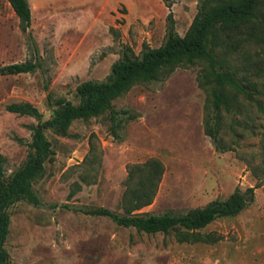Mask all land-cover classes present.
<instances>
[{
  "label": "rangeland",
  "instance_id": "obj_1",
  "mask_svg": "<svg viewBox=\"0 0 264 264\" xmlns=\"http://www.w3.org/2000/svg\"><path fill=\"white\" fill-rule=\"evenodd\" d=\"M199 1L33 0L30 40L8 1L0 0V66L38 64L33 72L0 74L5 176L26 161L37 124L30 115L8 111V104L29 102L43 120L52 113L49 92L76 104L77 84L105 79L124 47L139 54L143 43H163L166 3L183 35ZM258 19L264 21V0ZM217 55L260 93L246 98L226 87L231 110L215 111L206 63L194 59L115 98L114 122L106 112L75 119L67 136L45 131L53 159L33 184L40 204L17 201L7 209L9 264H264V46L243 31ZM215 121L217 140L207 132ZM149 158L162 163L163 173L152 203L140 212L184 213L249 187L253 200L238 214L191 231L147 233L83 211L122 213L127 170Z\"/></svg>",
  "mask_w": 264,
  "mask_h": 264
},
{
  "label": "trees",
  "instance_id": "obj_2",
  "mask_svg": "<svg viewBox=\"0 0 264 264\" xmlns=\"http://www.w3.org/2000/svg\"><path fill=\"white\" fill-rule=\"evenodd\" d=\"M19 18V25L32 40L31 6L28 0H7ZM260 0H200L197 12L188 29L179 35L174 28L171 4L167 15V32L163 43L151 47L142 44L139 54L131 47L123 48L121 55L112 63L110 72L103 80H85L75 87L78 102L49 92L47 106L51 116L42 119L41 112L29 102L11 103L6 106L10 112L30 115L37 119L33 127L31 152L24 164L11 176H5L3 158L0 155V264H9L8 253L4 247L7 238L10 217L8 207L17 201H26L32 205L40 204V197L33 187L44 174L45 163L53 159V148L45 131L69 135V126L75 119H88L108 113L112 122L115 112L112 101L124 94L131 86L152 80L160 73L170 71L175 65L200 59L206 63L207 76L213 82L212 104L215 111L224 108L231 110V97L226 87L235 89L246 98L260 93L259 89L243 84L235 73L224 65L217 55L220 46H226L233 35L246 31L264 46V21L258 19ZM256 29L259 31L257 32ZM38 68L34 60H25L0 66V74H20L33 72ZM216 121L207 125V132L217 140ZM117 123L112 125L113 132ZM163 173V165L156 158L130 165L127 170L126 188L122 195V213L108 208L83 210L86 214L101 215L110 218L116 224L134 227L147 233L167 232L170 229L196 230L205 227L220 217L234 216L242 211L252 200L254 187L245 191L234 190L225 199H214L202 207H195L184 213L140 212L152 203Z\"/></svg>",
  "mask_w": 264,
  "mask_h": 264
},
{
  "label": "crops",
  "instance_id": "obj_3",
  "mask_svg": "<svg viewBox=\"0 0 264 264\" xmlns=\"http://www.w3.org/2000/svg\"><path fill=\"white\" fill-rule=\"evenodd\" d=\"M28 1H29V3H30V6H31V11H33L34 8H33V6L31 5V1L33 2V0H28Z\"/></svg>",
  "mask_w": 264,
  "mask_h": 264
}]
</instances>
